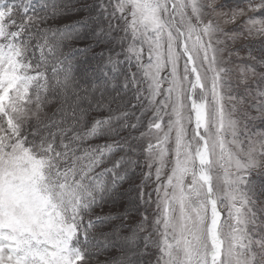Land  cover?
<instances>
[{"label":"snow or ice","instance_id":"6c2138e0","mask_svg":"<svg viewBox=\"0 0 264 264\" xmlns=\"http://www.w3.org/2000/svg\"><path fill=\"white\" fill-rule=\"evenodd\" d=\"M0 264H264V0H0Z\"/></svg>","mask_w":264,"mask_h":264}]
</instances>
